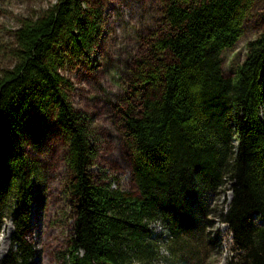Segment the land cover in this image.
Wrapping results in <instances>:
<instances>
[{
    "label": "trees",
    "instance_id": "trees-1",
    "mask_svg": "<svg viewBox=\"0 0 264 264\" xmlns=\"http://www.w3.org/2000/svg\"><path fill=\"white\" fill-rule=\"evenodd\" d=\"M257 1H166L154 63H138L137 110L122 113L136 196L93 181L94 132L59 72L94 51L98 9L90 0H55L20 19L11 63L0 67V223L11 219L16 245L1 264H25L30 254L25 233L39 173L23 144L35 135L34 118L38 126L53 121L66 144L75 198L67 264H205L208 198L226 186L231 200L219 217L235 264H264V29L232 77L221 67L222 50L238 40Z\"/></svg>",
    "mask_w": 264,
    "mask_h": 264
},
{
    "label": "rangeland",
    "instance_id": "rangeland-1",
    "mask_svg": "<svg viewBox=\"0 0 264 264\" xmlns=\"http://www.w3.org/2000/svg\"><path fill=\"white\" fill-rule=\"evenodd\" d=\"M54 1L0 0V67L11 63L8 50L13 44L12 32L20 19L35 17ZM166 1L90 0V6L98 9L101 15L94 51L59 70L73 87L69 93L72 106L89 118L94 132L96 156L89 168L93 181L109 183L133 196L138 191L131 175V151L124 135L122 113L131 108L137 110L138 99L133 86L140 74L138 63H154L151 47L165 30L163 8ZM263 29L264 0H258L244 21L238 40L221 52L225 77L234 75L236 67L246 57L247 43ZM163 59L166 61L169 57ZM261 114L264 116V109ZM37 121L35 118L32 121L37 126L35 135L23 144L26 163L35 166L39 173L32 195L34 200L29 204V229L25 239L30 254L25 264H67L74 232L75 198L67 188L66 144L53 121L39 126ZM230 200L228 186L208 198L210 216L205 237L209 258L205 264H235L237 261L231 234L219 217ZM150 227L155 233L163 231L158 223ZM13 231L11 219L3 218L0 264L16 251ZM161 253L168 256L166 251ZM156 264L166 263L161 260Z\"/></svg>",
    "mask_w": 264,
    "mask_h": 264
},
{
    "label": "bare ground",
    "instance_id": "bare-ground-1",
    "mask_svg": "<svg viewBox=\"0 0 264 264\" xmlns=\"http://www.w3.org/2000/svg\"><path fill=\"white\" fill-rule=\"evenodd\" d=\"M11 231L8 232V234L10 235Z\"/></svg>",
    "mask_w": 264,
    "mask_h": 264
}]
</instances>
